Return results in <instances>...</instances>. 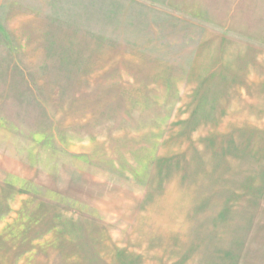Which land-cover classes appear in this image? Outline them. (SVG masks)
Instances as JSON below:
<instances>
[{"label": "rangeland", "instance_id": "374dc122", "mask_svg": "<svg viewBox=\"0 0 264 264\" xmlns=\"http://www.w3.org/2000/svg\"><path fill=\"white\" fill-rule=\"evenodd\" d=\"M0 264H264V0H0Z\"/></svg>", "mask_w": 264, "mask_h": 264}]
</instances>
